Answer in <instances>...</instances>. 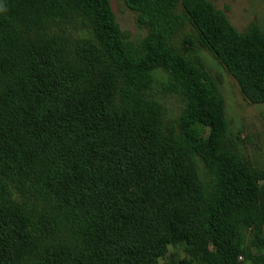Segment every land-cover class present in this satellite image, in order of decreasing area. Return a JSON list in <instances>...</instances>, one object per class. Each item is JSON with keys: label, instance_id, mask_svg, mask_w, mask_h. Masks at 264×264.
<instances>
[{"label": "trees", "instance_id": "obj_1", "mask_svg": "<svg viewBox=\"0 0 264 264\" xmlns=\"http://www.w3.org/2000/svg\"><path fill=\"white\" fill-rule=\"evenodd\" d=\"M62 1L101 44L109 81L71 88L31 121L46 155L42 183L65 232L64 246L49 250L41 264H156L177 244L203 264H236L238 256L264 264V171L225 147L215 84L190 55L164 43L158 28L178 0H128L153 27L138 47L125 42L108 0ZM181 1L198 42L247 101L264 104V33L236 32L206 0ZM156 69L182 101L177 141L161 137L154 106L132 91ZM118 92L129 100L116 108ZM164 264L194 263L171 255Z\"/></svg>", "mask_w": 264, "mask_h": 264}, {"label": "rangeland", "instance_id": "obj_2", "mask_svg": "<svg viewBox=\"0 0 264 264\" xmlns=\"http://www.w3.org/2000/svg\"><path fill=\"white\" fill-rule=\"evenodd\" d=\"M36 1L0 0V264H41L49 250L64 246V224L42 183L48 167L39 147L41 135L34 131L35 118L59 105L71 88L108 80L101 44L81 17L62 0L53 7ZM108 1L125 42L138 47L153 27L141 22V11L128 0ZM206 1L236 32L254 27L264 33V0ZM158 29L170 49L190 55L215 84L227 124L225 147L264 171V104L247 101L212 52L198 42L181 0ZM168 79L156 69L132 91L154 106L161 137L170 135L177 141L182 101L168 89ZM117 94L116 108L129 100ZM192 159L199 179L207 182L202 162ZM171 255L203 264L180 244L169 246L156 264H164ZM241 264H248L243 257Z\"/></svg>", "mask_w": 264, "mask_h": 264}, {"label": "built area", "instance_id": "obj_3", "mask_svg": "<svg viewBox=\"0 0 264 264\" xmlns=\"http://www.w3.org/2000/svg\"><path fill=\"white\" fill-rule=\"evenodd\" d=\"M241 262H242V257L238 256L236 264H241Z\"/></svg>", "mask_w": 264, "mask_h": 264}]
</instances>
